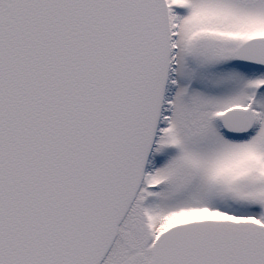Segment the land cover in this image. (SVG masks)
<instances>
[{
  "label": "snow or ice",
  "instance_id": "obj_1",
  "mask_svg": "<svg viewBox=\"0 0 264 264\" xmlns=\"http://www.w3.org/2000/svg\"><path fill=\"white\" fill-rule=\"evenodd\" d=\"M0 264H264V0H0Z\"/></svg>",
  "mask_w": 264,
  "mask_h": 264
}]
</instances>
